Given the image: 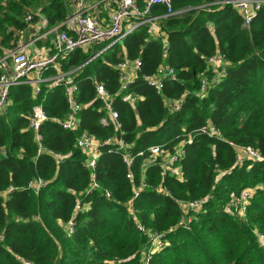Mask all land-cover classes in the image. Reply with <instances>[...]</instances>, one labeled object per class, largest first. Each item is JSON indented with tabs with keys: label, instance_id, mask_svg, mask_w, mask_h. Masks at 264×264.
Masks as SVG:
<instances>
[{
	"label": "trees",
	"instance_id": "trees-1",
	"mask_svg": "<svg viewBox=\"0 0 264 264\" xmlns=\"http://www.w3.org/2000/svg\"><path fill=\"white\" fill-rule=\"evenodd\" d=\"M71 1L0 0V43L8 46L13 32L25 27L28 12L39 10L50 26L61 23L71 14ZM217 1L223 0H172V11L179 12L175 16L153 5L150 16L160 17L165 47L151 36L149 25H142L89 62L108 43L60 58L62 72L75 70L69 77L83 106L74 131L55 121L67 112L62 86L43 85L35 97L28 85L10 89L7 112L0 114V264H21V259L32 264H140L146 252L149 264H264V246L255 236L264 235V8L242 28L240 15ZM144 6L145 0H139L138 7ZM215 52L227 61L225 77L199 97L201 78L212 77L205 60ZM124 58L140 62L128 91L139 99L130 105L115 96L117 120L103 125L94 83L114 96L116 65ZM162 67L173 69L175 79L165 78L157 93L145 77ZM182 95L180 109L170 112L166 102ZM36 105L48 118L39 132L41 153L28 128ZM208 122L219 130V138L202 132ZM83 132L100 144L95 166L100 190L90 195L85 194L90 173L75 146ZM113 137L131 145L135 159L130 168L120 152L104 144ZM178 144L184 150L176 164L179 175L163 176L159 159L143 170L150 148L172 150ZM245 148L261 159L246 157ZM129 172L135 186L143 179L167 191L143 189L132 202L136 221L125 206L133 196ZM37 179L45 182L38 193L28 187ZM245 189L253 191L245 218L226 214L224 206ZM204 199L196 210L185 212L179 205ZM77 202L89 208L75 212ZM182 215L191 219L187 228L179 225ZM69 221L74 223L70 235L62 227ZM138 224L162 236L159 251L151 250L150 237L138 231Z\"/></svg>",
	"mask_w": 264,
	"mask_h": 264
},
{
	"label": "built area",
	"instance_id": "built-area-1",
	"mask_svg": "<svg viewBox=\"0 0 264 264\" xmlns=\"http://www.w3.org/2000/svg\"><path fill=\"white\" fill-rule=\"evenodd\" d=\"M139 0H72L71 14L61 23L50 26L47 18L41 15L39 10L34 13H26L23 22L25 27L16 29L13 32L8 46L0 43V114L7 112L9 103V91L13 87L28 85L32 87L33 96L40 93L43 85L52 87L62 86L66 98L67 112L62 120H55L64 130L74 131L79 125V113L83 106L77 100L78 88L77 85L69 77L75 70L64 73L61 70L59 60L64 56L72 54L74 51L84 49L103 43H108L105 48L92 56L91 61L99 56L104 51L110 49L121 41L133 30L142 26L149 25V32L155 39H159L166 46V39L162 35L161 27L157 20L160 17L150 16V8L153 5H162L166 9L165 16H175L179 12L172 11V0H145L143 9L138 7ZM109 2H114L115 9L110 13L107 24H104L100 18V8ZM215 4H227L237 12L242 20V28H247L257 14L264 8V0H223L217 1ZM205 7V6H204ZM132 21V23H130ZM213 30V27H209ZM44 42L48 45L38 47V43ZM207 69L212 73V77L203 76L200 82V88L197 96L205 97L208 88L211 84L220 82L225 77L227 61L226 59L215 52L214 55L205 60ZM140 69L139 60L130 61L126 58L121 60L116 65L118 74V91L116 94L110 95L102 83H94L95 98L102 105L104 117L100 123L107 125L109 121L117 120V113L113 109V101L115 96L121 97L122 102L133 105L139 99L136 95L129 93V87L135 79L137 72ZM132 73H134L132 75ZM165 78L175 79V72L171 68H167L165 72L159 71L155 74L145 77L146 82L150 87L154 88L157 93L161 92L162 81ZM185 99L182 95L176 100H168L166 106L170 112H175L180 109L181 104ZM48 120L41 105H36L32 108L28 116V128L34 133L35 142L39 148L38 153L43 151L41 146L42 137L40 128L42 124ZM117 127L118 124L116 122ZM202 132L209 137H220V132L210 122L206 123L202 128ZM104 144L113 146L116 151L121 153L123 163L130 168L135 156L131 153V145L126 143L120 137L108 138ZM75 146L81 151L84 156V168L90 173V185L85 191L86 195L92 194L96 190H100V186L96 180L95 166L100 156V144L86 132L81 133L75 141ZM244 155L255 161L260 160L258 152L251 148L243 149ZM0 148V154H3ZM184 156L183 144H178L172 150L163 149L160 147H152L149 149V155L145 158L142 168L154 165L157 159L160 160V169L163 176L179 175V168L176 164ZM57 160L60 157L55 155ZM242 158L237 157V162H241ZM126 178L131 182L133 188L132 200L125 204L130 216L136 221L135 208L133 200L138 198L139 194L145 188H150L154 191H159L166 194L165 188L158 186H150L141 179L138 186H135L133 175L129 172ZM45 184L44 181L37 179L29 183L28 187L38 193L39 189ZM12 190V189H10ZM251 189L243 190L239 196L232 197L223 210L230 216L245 218L247 206L252 196ZM105 197L110 198L108 191H104ZM6 195V194H5ZM204 201L180 202L182 211L196 210ZM89 208L88 204L76 203L75 212L86 211ZM191 219L181 216L179 225L187 228ZM63 230L70 235L74 229V223L69 221L62 224ZM138 231L146 233L150 237L151 250L159 251L164 243L161 240L162 236L158 233H147L144 226L138 224ZM259 244L264 246V235L255 233ZM4 237L0 235V243ZM21 264H32L27 260H20ZM140 264H149V256L143 253V258Z\"/></svg>",
	"mask_w": 264,
	"mask_h": 264
},
{
	"label": "crops",
	"instance_id": "crops-1",
	"mask_svg": "<svg viewBox=\"0 0 264 264\" xmlns=\"http://www.w3.org/2000/svg\"><path fill=\"white\" fill-rule=\"evenodd\" d=\"M102 8H100V10H101ZM115 9V8H114ZM114 9H111V11L108 13V14H104V13H102L101 15H100V18L102 19V21L104 22V24H107V21H108V19H109V15H110V13L114 10ZM44 45L45 46H47L48 44L46 43H44V42H40V43H38V47H44ZM166 67H162V68H160V70H159V72L160 73H163V72H165L166 71ZM134 73H132V75H133Z\"/></svg>",
	"mask_w": 264,
	"mask_h": 264
},
{
	"label": "rangeland",
	"instance_id": "rangeland-1",
	"mask_svg": "<svg viewBox=\"0 0 264 264\" xmlns=\"http://www.w3.org/2000/svg\"><path fill=\"white\" fill-rule=\"evenodd\" d=\"M112 3H114V2H112ZM111 5L112 4H106V6L103 8L104 14H108L111 11V9H114V8H111Z\"/></svg>",
	"mask_w": 264,
	"mask_h": 264
}]
</instances>
